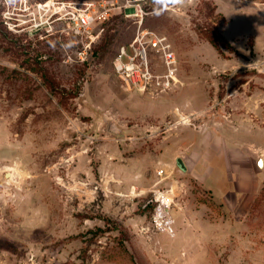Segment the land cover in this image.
I'll list each match as a JSON object with an SVG mask.
<instances>
[{
	"label": "rangeland",
	"instance_id": "obj_1",
	"mask_svg": "<svg viewBox=\"0 0 264 264\" xmlns=\"http://www.w3.org/2000/svg\"><path fill=\"white\" fill-rule=\"evenodd\" d=\"M54 1L87 49L0 0V264H264V0Z\"/></svg>",
	"mask_w": 264,
	"mask_h": 264
},
{
	"label": "built area",
	"instance_id": "obj_2",
	"mask_svg": "<svg viewBox=\"0 0 264 264\" xmlns=\"http://www.w3.org/2000/svg\"><path fill=\"white\" fill-rule=\"evenodd\" d=\"M48 2L44 4H37L39 10L48 8V14L44 23L48 25V22H69L72 25L71 32L74 36L80 37L86 42V49L94 41L92 34L89 31V27L93 22V16L91 10L88 7H69L67 2L62 1L55 2L52 0L51 6H48ZM50 7L52 9H50ZM67 8H70L68 12ZM142 17V15L140 16ZM43 20H33L32 26L34 29H38L42 25ZM142 20L138 21L139 26L141 25ZM41 24V25H40ZM146 33L138 34L133 41L129 44L119 48L117 55L114 60V68L116 73L122 77L124 80L130 81L132 85H136L137 82L141 80V77L146 80L149 76L147 68V57H146V46H151L152 48L163 49V59L168 63H174V56L167 49V46L164 44V38L159 37L153 33H150L148 41H144V35ZM127 48L132 49V54L127 53ZM126 57V61L123 58ZM170 75L172 72L170 71Z\"/></svg>",
	"mask_w": 264,
	"mask_h": 264
},
{
	"label": "water",
	"instance_id": "obj_3",
	"mask_svg": "<svg viewBox=\"0 0 264 264\" xmlns=\"http://www.w3.org/2000/svg\"><path fill=\"white\" fill-rule=\"evenodd\" d=\"M177 164L180 166L181 169H184V166L181 164V161L178 160ZM259 165L261 166V161L259 162Z\"/></svg>",
	"mask_w": 264,
	"mask_h": 264
},
{
	"label": "bare ground",
	"instance_id": "obj_4",
	"mask_svg": "<svg viewBox=\"0 0 264 264\" xmlns=\"http://www.w3.org/2000/svg\"><path fill=\"white\" fill-rule=\"evenodd\" d=\"M7 177H10L9 175H7Z\"/></svg>",
	"mask_w": 264,
	"mask_h": 264
},
{
	"label": "trees",
	"instance_id": "obj_5",
	"mask_svg": "<svg viewBox=\"0 0 264 264\" xmlns=\"http://www.w3.org/2000/svg\"><path fill=\"white\" fill-rule=\"evenodd\" d=\"M129 44V43H128Z\"/></svg>",
	"mask_w": 264,
	"mask_h": 264
}]
</instances>
